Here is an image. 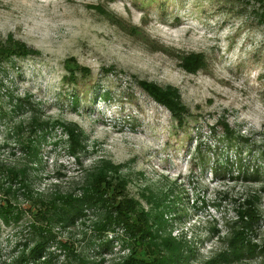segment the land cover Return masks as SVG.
Returning <instances> with one entry per match:
<instances>
[{"label": "rangeland", "instance_id": "rangeland-1", "mask_svg": "<svg viewBox=\"0 0 264 264\" xmlns=\"http://www.w3.org/2000/svg\"><path fill=\"white\" fill-rule=\"evenodd\" d=\"M252 1L0 0V40L10 36L37 51L0 63V161L19 157L10 133L34 113L19 102L27 98L36 116L74 123L84 139L75 160L65 134L47 131L28 170L31 190L42 196L69 190L99 160L120 164L126 196L144 211L161 212L170 236L190 249L183 264H205L225 248L236 211L255 193L260 244L264 182L238 174L264 167V25ZM195 52L206 65L195 74L181 71L178 57ZM69 57L88 72L67 80ZM140 80L176 87L188 109L181 128L137 87ZM219 120L232 129L231 139H224ZM17 198L16 208L30 209ZM29 220L22 212L18 222L0 224V264L27 238ZM91 220L89 213L84 225L52 231L97 264L101 251L88 244L97 242ZM119 244L100 264H119L127 254ZM54 253V264H65L63 253ZM263 263L262 256L232 262Z\"/></svg>", "mask_w": 264, "mask_h": 264}, {"label": "trees", "instance_id": "trees-1", "mask_svg": "<svg viewBox=\"0 0 264 264\" xmlns=\"http://www.w3.org/2000/svg\"><path fill=\"white\" fill-rule=\"evenodd\" d=\"M252 3L257 5L254 8L257 21L264 25V0H253ZM93 8H97L100 14H105L101 7ZM28 55L35 56L37 51L10 36L0 40V63L7 62L12 57L24 58ZM178 59V68L190 74H195L206 65L203 55L198 52L181 54ZM63 69L69 81L74 80L76 71L88 72V68L78 66L73 57L64 61ZM135 84L152 102L162 105L176 121L178 128L184 125L188 109L181 103L176 87L169 85L162 88L146 80L136 81ZM19 102L24 110L34 113L30 115L28 122L20 121L15 124L10 133L12 145L18 150L19 157L16 161H0V224L18 222L22 212L28 214L30 220L26 221L24 227L27 238L23 239L20 248L16 245L7 264H54L55 250L63 253L65 264L94 263V260L90 262L75 249L68 239L61 241L52 231L54 227L59 230L71 228L77 222L84 225V219L89 213L93 215L90 227L96 233L97 242L90 240L88 244H96L101 251L97 252V264L103 261L102 254L110 251L116 240H119V248L125 247L127 250V254L119 257V264H183V261L190 259V249L182 241L170 236L161 212L153 214L144 211L136 199L126 196V182L121 176L120 164H112L108 159L99 160L69 190L52 191L46 196L31 190L28 170L31 164L38 162V140L47 131L58 128L65 134L67 153L75 160H78L84 149V139L74 123H64L58 119L42 120L40 116H36L37 111L29 99L23 98ZM17 105L18 103L15 104ZM218 124L224 139H231L234 133L228 124L224 120H219ZM239 173L248 176L251 182L261 178L264 182V167L259 165L249 168V172L247 167L243 170L240 168ZM18 193L29 203L31 212L30 209L15 207ZM257 198L255 193L244 197L242 205L236 211V220L232 222L231 233L226 237V247L205 264L240 263L255 256L264 258V237L260 239V244L254 242L255 226L260 218L256 208ZM118 230L121 231L120 235H117ZM107 232H111L114 238H107ZM141 254H145L147 259H140L138 256Z\"/></svg>", "mask_w": 264, "mask_h": 264}]
</instances>
